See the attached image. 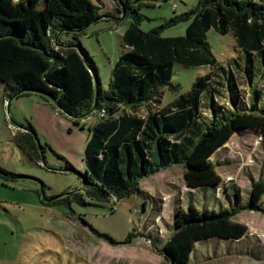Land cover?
<instances>
[{
    "label": "trees",
    "instance_id": "obj_1",
    "mask_svg": "<svg viewBox=\"0 0 264 264\" xmlns=\"http://www.w3.org/2000/svg\"><path fill=\"white\" fill-rule=\"evenodd\" d=\"M154 1L114 0L115 10L102 14L91 0H50L44 13L26 19L21 8L0 0V82L6 85L7 97L41 96L78 126L96 115L84 149L83 192L47 197L43 205L121 202L144 194L141 182L173 165L185 168L190 189L214 190L223 184L213 162L216 153L242 131H256L264 139V0H198L192 10L144 32L140 9L154 6ZM16 15L22 17L4 20ZM111 15L131 22L122 37L125 52L112 65L107 91L80 37L88 26ZM180 21L188 22L185 35L162 34ZM211 30L232 33L240 55L220 63L207 39ZM63 34L73 40L62 42ZM177 64L207 67L209 72L182 93L180 85L171 83ZM241 81L247 89H241ZM165 88L178 95L164 105ZM14 143L32 161L43 162L44 148L37 144L33 126ZM0 173L13 175L2 168ZM41 188L45 192L42 182ZM227 191H232L234 205L216 211L191 204L176 213L172 234L161 249L155 248L167 262L191 264L198 246L207 240L249 236L248 226L234 218L243 209L264 213V181L253 184L243 206L239 187ZM134 235L125 243H132Z\"/></svg>",
    "mask_w": 264,
    "mask_h": 264
},
{
    "label": "rangeland",
    "instance_id": "obj_2",
    "mask_svg": "<svg viewBox=\"0 0 264 264\" xmlns=\"http://www.w3.org/2000/svg\"><path fill=\"white\" fill-rule=\"evenodd\" d=\"M6 1L12 2L13 8H21L26 19L44 13L50 3V0ZM91 1L101 8L102 14L115 10L114 0ZM153 3L154 6L140 9L144 16L140 28L144 32L192 10L198 0H179L176 9L172 0ZM19 17L22 15L7 16L4 20L11 22ZM130 22V18L122 16L103 17L88 26L80 37L97 64L107 91L112 65L125 52L122 37ZM187 25L188 22L180 21L166 27L162 34L183 36ZM207 39L222 64L240 55L232 33L220 35L211 30ZM72 40L71 34L61 37L62 42ZM208 72L207 67L177 64L171 83L180 85L181 92L186 93ZM247 88V83L241 81V89ZM177 95L165 88L163 104ZM9 99L6 85L0 82V168L13 174L4 177L0 173V264H170L155 248L161 249L172 234L173 219L180 209L188 210L193 204L200 210L219 211L234 205L232 191H227L233 185L242 190L243 206L253 184L264 181V139L250 130L236 134L213 157L223 180L214 190L190 189L185 168L173 165L143 180L144 194L131 195L121 202L103 205L73 202L71 208L45 206L42 200L47 201V197L81 188L80 173L87 169L84 149L96 115L86 117L78 126L41 96L13 97L8 107ZM141 114L145 115L146 109ZM29 125L35 129L37 143L44 148L41 163L32 161L14 143V138L26 132ZM41 182L46 185L44 196H39ZM234 220L248 226L249 236L238 241L207 240L198 246L191 264H264V213L243 209ZM131 233L135 234L132 243L126 244ZM103 235L119 243H110Z\"/></svg>",
    "mask_w": 264,
    "mask_h": 264
},
{
    "label": "water",
    "instance_id": "obj_3",
    "mask_svg": "<svg viewBox=\"0 0 264 264\" xmlns=\"http://www.w3.org/2000/svg\"><path fill=\"white\" fill-rule=\"evenodd\" d=\"M75 48H77L79 51H80V46L79 45H75L74 46ZM34 92H37V93H42V92H40V91H38V90H34ZM43 94V93H42ZM13 98V97H12ZM12 98H10L9 99V101H8V107H9V102L11 101V99ZM97 99V98H96ZM95 103H96V101H95ZM7 107V110L9 111V108ZM25 131H27V129L25 130ZM38 145H39V143H37ZM39 147H40V145H39ZM84 185H82L81 186V188L80 189H78V190H76V191H80L81 189H82V187H83ZM41 192H42V196H44V191H43V189L41 188Z\"/></svg>",
    "mask_w": 264,
    "mask_h": 264
},
{
    "label": "built area",
    "instance_id": "obj_4",
    "mask_svg": "<svg viewBox=\"0 0 264 264\" xmlns=\"http://www.w3.org/2000/svg\"><path fill=\"white\" fill-rule=\"evenodd\" d=\"M179 0H172V2H173V8L174 9H176L177 8V2H178Z\"/></svg>",
    "mask_w": 264,
    "mask_h": 264
}]
</instances>
